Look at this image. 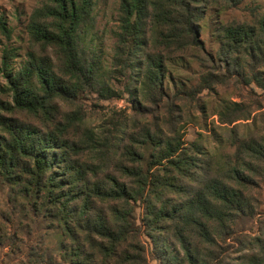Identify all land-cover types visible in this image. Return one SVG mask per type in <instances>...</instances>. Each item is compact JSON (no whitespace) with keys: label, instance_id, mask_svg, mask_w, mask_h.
I'll return each mask as SVG.
<instances>
[{"label":"trees","instance_id":"obj_1","mask_svg":"<svg viewBox=\"0 0 264 264\" xmlns=\"http://www.w3.org/2000/svg\"><path fill=\"white\" fill-rule=\"evenodd\" d=\"M241 2L118 0L106 67L93 32L97 1L46 0L29 17L32 47L17 71L11 65L14 51L4 50L0 184L11 189L13 204L21 198L22 207L27 204L35 215L58 223L61 236L70 241L60 242L64 264H149L148 252L156 250L147 249L142 236L157 249L158 236L164 234L166 252L154 253L161 264H230L225 251L235 246L232 241L238 247L233 253L262 242L260 237L247 242L237 226L259 210L264 136L232 135L234 153L217 171L202 142L188 143L182 131L192 120L185 109L197 103L203 89L255 84L264 96L261 6L249 7V21L217 26L215 57L200 39L209 8L229 10ZM182 57L203 69L200 81L188 89L176 82L179 88L168 94L170 62ZM124 94L132 102L133 120L148 121L141 139L120 153L115 172L100 175L115 160L126 116L110 117L97 129H80L88 113L83 99L120 100ZM63 103L72 111L63 112ZM250 109L232 102L218 113L219 120L228 125L249 120ZM72 136H83L88 146L77 145ZM85 147L93 163L80 157ZM98 202L111 203L108 215L96 211ZM135 202L144 206L140 223L133 217ZM259 224L264 234V219ZM260 247L263 251L239 255L233 264H264Z\"/></svg>","mask_w":264,"mask_h":264},{"label":"rangeland","instance_id":"obj_2","mask_svg":"<svg viewBox=\"0 0 264 264\" xmlns=\"http://www.w3.org/2000/svg\"><path fill=\"white\" fill-rule=\"evenodd\" d=\"M46 0H0V82L5 83L6 79L2 76V57L5 49H12L15 57L11 61L12 71H17L24 61L26 51L32 47L27 25L32 11L42 5ZM96 28L94 33L97 37L99 51L103 58V65L108 67L112 57V39L110 32L116 25V8L118 0H96ZM259 5L264 9V0H242L237 8L229 10H216L209 8L205 12V18L201 23L200 39L202 40L205 51L213 57L220 47L217 38L216 28L219 24L226 21H249L251 14L249 7ZM261 12L262 9L260 8ZM173 80H165L166 92L172 94L178 89V84H182L185 89L196 87L200 81V75L203 69L197 62L182 57L171 60L169 66ZM259 71H262L259 69ZM223 73V72H221ZM264 78V71L261 72ZM176 82L178 84H176ZM119 87L121 84H117ZM197 103L192 102L187 105L189 111L188 122L183 126L184 139L188 143L201 141L204 148L209 151L214 169L222 170L228 157L234 153V142L232 135L238 138L259 139L264 136V96L262 90L255 84L233 86L232 84L215 85L213 90L203 89L196 96ZM10 99V98H8ZM142 100V99H140ZM83 103L88 109L84 123L79 128L97 127L110 117L118 115L126 116V127L119 134L118 149L115 160H111L107 167L100 169L98 174L105 175L115 172L117 161L120 159V153L131 142H137L141 139V129L148 119L139 117L134 121L132 114V102L124 94V98L117 100H98L94 95L92 99H83ZM242 103L250 107L252 113L249 120H239L231 125L223 124L219 120L218 113L224 110L228 104ZM63 112H70L72 108L66 104L60 105ZM92 110V112H91ZM22 116L21 118H26ZM182 122L180 123V125ZM71 139L77 145H84L83 136ZM85 146H88L85 143ZM80 157L83 160L92 162V154L85 147L80 149ZM232 159V158H231ZM258 193L259 210L254 218L243 217L237 228L240 230L243 238L250 241V237H260L261 243L245 250L238 249L237 243L232 241L234 247H230L225 253L229 255V263L233 264L239 255L248 252L259 253L263 251L260 245L264 246V234L260 233L259 220L264 219V182L261 184ZM254 195V193H253ZM11 189L6 185L0 184V264H64L61 259L60 242H70L67 238L61 236V230L57 222L52 219L35 215L27 206L22 207L19 203H25L21 198L13 204ZM156 203L159 204L158 200ZM110 204L103 202L97 203V212L100 214H109ZM134 219L140 223V218L144 213V206L141 202L134 204ZM80 236V233H78ZM163 235L158 236L157 249L152 245L151 240L145 236L141 241L148 247L147 249L156 251L154 253L166 252L163 249ZM82 238V237H80ZM157 245V244H156ZM248 245V244H247ZM202 256L207 255V251L200 248ZM148 252L149 264H161L159 256ZM223 258L222 253L218 255ZM163 260H166L164 258Z\"/></svg>","mask_w":264,"mask_h":264}]
</instances>
